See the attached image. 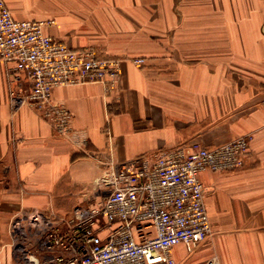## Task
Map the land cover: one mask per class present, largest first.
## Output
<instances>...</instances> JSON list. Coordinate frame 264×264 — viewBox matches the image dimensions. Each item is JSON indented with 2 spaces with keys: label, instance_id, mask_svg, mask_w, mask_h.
<instances>
[{
  "label": "crops",
  "instance_id": "1",
  "mask_svg": "<svg viewBox=\"0 0 264 264\" xmlns=\"http://www.w3.org/2000/svg\"><path fill=\"white\" fill-rule=\"evenodd\" d=\"M5 1L17 20H53L48 36L73 50L99 48L124 71L120 93L100 84L55 89L73 114L60 135L31 107L12 105L0 63V264H15L29 244L15 224L101 200L110 160L245 136L243 169L201 175L212 236L172 255L179 264H264V0Z\"/></svg>",
  "mask_w": 264,
  "mask_h": 264
},
{
  "label": "built area",
  "instance_id": "2",
  "mask_svg": "<svg viewBox=\"0 0 264 264\" xmlns=\"http://www.w3.org/2000/svg\"><path fill=\"white\" fill-rule=\"evenodd\" d=\"M54 25L17 20L0 0V63L8 66L10 101L31 107L66 135L73 114L53 91L100 84L106 93H120L124 61L96 47L73 50L45 33ZM250 144L245 136L217 148L180 146L124 164L110 160L98 181L106 190L101 200L69 215L34 212L13 226L29 241L18 247L15 264H179L174 247L192 252L213 234L201 175L240 171Z\"/></svg>",
  "mask_w": 264,
  "mask_h": 264
}]
</instances>
